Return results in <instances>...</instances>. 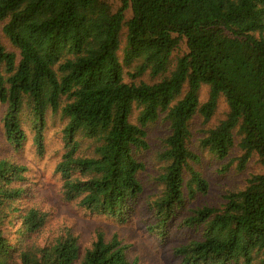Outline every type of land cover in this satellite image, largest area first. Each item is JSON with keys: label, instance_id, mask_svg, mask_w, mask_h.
Segmentation results:
<instances>
[{"label": "trees", "instance_id": "1", "mask_svg": "<svg viewBox=\"0 0 264 264\" xmlns=\"http://www.w3.org/2000/svg\"><path fill=\"white\" fill-rule=\"evenodd\" d=\"M222 103L198 148L218 160L238 149L240 171L253 157L264 165V0H0L4 135L19 152L31 134L42 158L59 124L64 202L128 224L144 194L137 155L149 127L168 124L147 227L162 240L201 232L172 249V264H264V174L219 207L185 210L210 188L191 124L208 125ZM29 172L0 158V264H142L118 235L83 249L71 229L51 230V214L28 204Z\"/></svg>", "mask_w": 264, "mask_h": 264}, {"label": "rangeland", "instance_id": "2", "mask_svg": "<svg viewBox=\"0 0 264 264\" xmlns=\"http://www.w3.org/2000/svg\"><path fill=\"white\" fill-rule=\"evenodd\" d=\"M118 6V1L111 2ZM205 97L204 99H206ZM227 107L220 105L219 111L212 121L205 125L203 119L196 117L191 124L192 143L191 147L201 156V164L196 168L201 171L210 184L207 195H198L194 199L187 198L186 211L195 210L202 206L219 207L225 196L230 191L242 189L247 180L257 174H264V165L259 158L253 157L243 171L239 169L241 153L234 149L225 160H218L208 152H202L198 148V141L203 137V131L212 127L217 121L224 118ZM3 110H0V158H11L29 168L28 191L31 201L28 204L38 206L51 214V230L60 233L63 229H71L79 238L83 249L89 247L96 239L98 233H103L107 240L115 235L124 244L130 246V257L138 259L142 264H172V249L189 239L200 238L201 232L180 231L175 229L169 238L162 240L158 235L148 230L152 223V216L146 211L148 201L159 193L157 177L160 174L161 163L156 159L157 152L161 150L160 139L168 134V124L159 121L148 129V144L150 149L139 153L137 157L146 164V171L140 178L144 185V194L140 198L135 216L126 225H120L114 220L103 216H93L74 204H67L59 194L60 184L54 170L61 158L63 143L58 133L57 126L51 121L47 133L44 157H39L36 147L32 142V136L23 149L15 152L7 143L3 127ZM27 129H29L27 127ZM148 221V222H147ZM17 222V221H16ZM15 227H9L6 235L14 238Z\"/></svg>", "mask_w": 264, "mask_h": 264}]
</instances>
